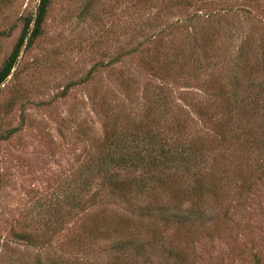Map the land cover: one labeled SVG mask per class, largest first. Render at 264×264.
Segmentation results:
<instances>
[{"label":"rangeland","instance_id":"obj_1","mask_svg":"<svg viewBox=\"0 0 264 264\" xmlns=\"http://www.w3.org/2000/svg\"><path fill=\"white\" fill-rule=\"evenodd\" d=\"M37 3L0 0V68ZM193 28L194 54L206 61L222 44L200 45L203 28H231L233 52L243 38L254 46L264 40V0H50L38 35L24 41L0 85V264H264V123L249 109L248 91L257 89L246 88L248 63L242 57L246 74L231 77L220 56L219 71L186 85L180 76L160 83L147 62L165 49L164 63L178 66ZM208 80L225 93L207 92L200 83ZM159 86L171 94L176 122L157 126L189 134L204 154L210 187L194 215L187 203L139 198L126 206L96 178L90 190L78 183L111 125L141 120ZM230 100L236 115L247 101L249 113L236 119L247 132L223 142L214 136L226 120L218 105ZM67 195L76 205H64ZM138 206L152 215L141 218Z\"/></svg>","mask_w":264,"mask_h":264},{"label":"trees","instance_id":"obj_2","mask_svg":"<svg viewBox=\"0 0 264 264\" xmlns=\"http://www.w3.org/2000/svg\"><path fill=\"white\" fill-rule=\"evenodd\" d=\"M49 2L50 0H38L34 14L25 20L23 29L12 51L0 68V85L9 76L24 41L29 44L38 35ZM30 24L31 28H29ZM212 29L215 33H213V30L208 32L203 28L202 32L204 34H199L200 45L204 48L212 47L213 45L210 44L218 38V42L221 41L222 46H215L212 53L207 57L208 61L203 60L200 53L199 55L194 54L199 44L196 39L197 31L193 28L194 33L187 40L190 53L188 54L187 51L184 53L182 63H177L178 66H170L164 63L163 60H166V50L164 49L157 54L152 51L149 52L147 60L149 67L159 74L158 81L160 83L166 84L167 82H164V80L168 78L172 83H175L176 80L181 79L177 78V76H180L187 85L191 82L196 84L201 73L207 77L219 71V62L224 64V60H220V56H228L229 63L226 64L227 69L225 71L231 77L232 73H237L238 70L245 73V65L248 63L246 73L248 74L249 84L246 88L257 89L254 93L248 91L251 96L249 97L251 99L249 109L253 111L252 117L254 119H259L264 123V40H258L253 46L248 44L246 38H243L240 46L236 49L238 52H233L227 47V45L232 44V41H229L231 28L222 29L220 32L214 28ZM225 35L228 38H225ZM247 52H249L248 55ZM233 53L236 54L234 57L235 62L230 60ZM242 57L247 63L242 60ZM252 58L256 61L255 63ZM254 80L259 82H254ZM207 82L200 83L201 87L207 85V92H217L222 95L225 93L224 86L215 85L214 80H208ZM130 86L132 85L130 84ZM169 95L171 94L159 86L150 97L152 102L150 101L149 106L144 109L142 121L139 120L134 125L129 123L118 127H115L114 124L111 125L109 133L104 138V150H99L94 157V166L83 168V174H79L82 175V178L78 180L81 187L88 190L92 189L91 187L94 185V179L96 178L98 180L97 186L107 189L110 197L116 196L114 199L126 206H129L131 201L139 200V198L156 201V199L165 197L167 204L169 203L177 208L180 204H189L185 211L190 214L194 215L199 211L198 204L203 202V198L207 195L206 190L210 187V180L202 175L203 168H205L204 154L192 144L188 137L189 134L186 135L182 132L181 135V130L171 128L172 126L169 124L168 127L170 126V128L166 129L157 126L159 121L164 123L166 118L172 119V121L176 120L173 110L170 108ZM226 98L228 97L226 96ZM246 103L247 101L243 105L240 101L243 108L236 111L238 115L234 114L235 108L232 109L234 104L231 103V100L225 104L224 109L218 105V110L221 113L225 112L226 120L222 128L216 130L214 136L219 139L222 138L224 142L229 137L238 138V136L247 132V130L244 131V128L236 126L237 116H243L247 111V109L244 110ZM247 113L249 112L247 111ZM155 114H158V118L151 119ZM199 117L203 119L204 114L199 112ZM223 129L226 130L223 131ZM167 133L172 136L165 137ZM255 141L258 142L256 139ZM255 141L253 140L252 144ZM246 144L249 145V143ZM249 148L250 146L247 149ZM240 189L247 191L249 186L242 185ZM73 195L66 196L65 206L76 205L78 200L74 199ZM144 205H146V202ZM129 208L136 209L134 207ZM137 211V215L141 218L152 215V210L146 206H138ZM162 222L165 224L170 223L169 219H162ZM110 237L111 235L98 239L103 240ZM84 239L86 240L87 236ZM86 242L83 241V244L80 245V241L77 242V245L78 247L85 246ZM178 263L184 264L185 262L179 259Z\"/></svg>","mask_w":264,"mask_h":264}]
</instances>
